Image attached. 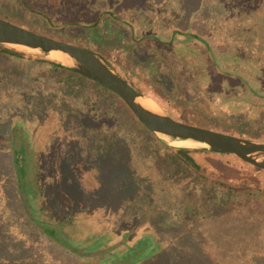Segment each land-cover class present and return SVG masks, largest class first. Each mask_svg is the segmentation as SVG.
I'll return each mask as SVG.
<instances>
[{
  "label": "rangeland",
  "instance_id": "1",
  "mask_svg": "<svg viewBox=\"0 0 264 264\" xmlns=\"http://www.w3.org/2000/svg\"><path fill=\"white\" fill-rule=\"evenodd\" d=\"M68 1L81 14L51 0H0V17L102 51L125 79L177 120L264 141V98L251 111L245 98L252 97L243 94L264 97V85L253 83L264 84V0H104L138 28L137 37L141 25L153 35L160 31L162 51L175 35L171 45L183 58L200 53L204 62L205 53L211 55L209 62L222 73L221 87L237 88L224 102L234 117L231 128L206 92L189 86L183 93L159 71L162 64L149 60L154 53L131 42L124 24L113 20L117 39L98 35L95 29L101 31L110 17L95 25L106 12L99 11L103 0ZM69 22L84 26L54 28ZM238 24L251 30L239 38ZM178 31L206 39L211 54ZM236 38L238 45L243 38L259 42L248 47L263 51L259 79L218 65L214 42L233 54ZM20 51L11 54L0 46V264H264V170L238 158V175L218 153L193 150L207 155L195 160L197 172L108 89ZM248 54L245 61H256V53ZM50 226L57 229L48 232Z\"/></svg>",
  "mask_w": 264,
  "mask_h": 264
},
{
  "label": "water",
  "instance_id": "2",
  "mask_svg": "<svg viewBox=\"0 0 264 264\" xmlns=\"http://www.w3.org/2000/svg\"><path fill=\"white\" fill-rule=\"evenodd\" d=\"M104 14L111 15L117 20H122V18L111 11H106ZM103 15H100L96 21V26ZM69 25L84 26L69 22L64 25L54 26V28L61 30ZM177 33L187 35L204 43L211 54L210 45L203 37L180 31ZM151 38L157 37L147 36L137 39L133 30V39L136 42L146 43ZM0 44L48 58L99 83L119 97L138 121L156 137L176 148L233 154L244 162L264 170V141L252 140L240 135L209 129L173 118L153 98L143 94L127 82L104 55L93 49L41 34L10 22L3 17H0ZM54 52L65 57L66 61L53 57L51 53ZM223 74L226 73L223 72ZM143 98L153 101L157 105V109L153 110L143 105L141 102ZM178 141H189L190 144H177Z\"/></svg>",
  "mask_w": 264,
  "mask_h": 264
},
{
  "label": "flooded vegetation",
  "instance_id": "3",
  "mask_svg": "<svg viewBox=\"0 0 264 264\" xmlns=\"http://www.w3.org/2000/svg\"><path fill=\"white\" fill-rule=\"evenodd\" d=\"M111 23H114V22H111L106 19H103V21L101 22L99 28L102 31L103 36L111 34V36L116 37L119 34V32L118 33L116 32L117 31L116 28ZM124 25L126 27H129L128 24L124 23ZM155 36H157L158 38H161L160 31H158ZM152 40L157 41L155 39H152ZM156 44L157 45H154L152 43H146L145 45H143V47L148 48L156 53V56L158 57V61L162 64L161 70L159 71L167 73L170 79H172V81L176 84L178 88L180 89L184 87L189 88L190 86L193 89V91L195 92L203 91V92H206V94L207 93L210 94L214 90L218 91L216 90L217 89L216 85L211 82V79L213 81L215 76L218 77L222 74H220L217 70L215 72V67H213L210 64L208 59L206 60L207 58L206 53L204 57L205 61L202 62V56L200 53L196 54L198 58L192 57L191 55L190 57L183 58L181 56V50L179 49L176 50L172 48V46L170 45L168 50H166V48L164 47L162 51L161 49L163 45H160L157 42ZM168 46L169 45H166V47ZM204 48L206 49L208 53V48L206 45H204ZM208 57H210L209 54H208ZM197 60L201 61V64L197 63ZM210 60H212L211 57H210ZM149 71H150V74L154 76L156 73V68L151 66L149 68ZM151 75H149L148 77H151ZM200 78L202 79L204 78L203 81ZM209 78H210V81L208 82ZM125 80L129 82L127 79ZM215 80H217L216 83L221 87V84L219 83V77L218 79H215ZM205 82L207 85H204ZM129 83L134 87V85L131 82Z\"/></svg>",
  "mask_w": 264,
  "mask_h": 264
},
{
  "label": "trees",
  "instance_id": "4",
  "mask_svg": "<svg viewBox=\"0 0 264 264\" xmlns=\"http://www.w3.org/2000/svg\"><path fill=\"white\" fill-rule=\"evenodd\" d=\"M103 4H101L100 6V8H104V7H106V8H112V9H114L113 8V6L112 7H110V5H109V3H107L106 4V2L103 0ZM78 5H80V6H83V4L82 3H78ZM86 8V7H85ZM87 9V8H86ZM89 10V9H88ZM101 10V9H100ZM99 10V11H100ZM82 11H79V10H75L73 13L74 14H80ZM73 14V15H74ZM240 25L241 24H238V28H237V32L235 31V34L239 37V38H241V35L244 33V32H247V33H249V31L251 30V27L250 28H247V31H244V29L242 28V27H240ZM95 31H96V33L98 34V35H100V31L99 30H96L95 29ZM53 37V36H52ZM236 41L237 42H235V43H233V45H234V47L237 49V51L235 52V53H233V54H229V53H225V49H224V46H223V44H222V42H220V41H215L214 42V44L213 43H211V44H213L214 45V48H215V50H216V54L217 55H219L218 56V58H217V60H218V64H220L222 67H224V68H226V69H233V70H238V69H240V65L241 64H243V65H245V71H247V72H249V73H251V77L252 78H254V79H256L255 77L257 76L256 74H257V72H256V69L258 70V71H260V63H259V61L261 62V58H260V55L261 54H263V51H261V50H259V51H255V52H250L249 51V49H248V47L249 46H251V45H253V44H259V42H257V41H254V40H251V42H249L246 38H243L242 39V42H240V45H238V39L236 38ZM1 47H3V49H4V51L5 52H8V53H11V54H23V52L22 51H20V50H16V49H14V48H11V47H8V46H4V45H0ZM86 47H88V48H90V49H93L92 47H90V45H85ZM240 47H243V50L241 51L240 50ZM93 50H95V51H97V52H99L100 54H102V55H104L103 53H102V51H99L98 49H93ZM249 53V54H248ZM256 53V61H254V62H244V63H241V57H243L245 54H248V55H254ZM247 55V56H248ZM105 56V55H104ZM241 56V57H240ZM39 59H41V60H44V61H46L45 59H42V58H39ZM243 59H244V57H243ZM246 59H248V57L246 58ZM245 59V60H246ZM54 66H56V67H62V68H64L63 66H60V65H58V64H56V63H54V62H51ZM254 65H256L255 67H254ZM239 67V68H238ZM71 72H73L74 74H76L77 72H75V71H73V70H70ZM77 75H79V76H82L83 77V75H81V74H79V73H77ZM257 80V79H256ZM255 81V80H254ZM257 81H255V83H256ZM255 85H260V88H262L263 87V83H257V84H255ZM232 89V87L231 86H229L228 85V91H230ZM234 89H237V88H234ZM231 92V91H230ZM234 107H236V109L239 107L237 104L236 105H234ZM235 109V110H236ZM247 109H250V107H247ZM228 110H230V107L228 106ZM254 110V108L251 110V111H253ZM130 112H131V110H130ZM230 112V111H229ZM228 111H227V108L225 109V112L223 113V116H225V117H223V120H224V122H225V124L227 125V127L228 128H231L232 127V125H233V123H232V121L231 120H233L234 119V117L233 116H231L232 115V113H229ZM131 114H132V116L136 119V117L134 116V114L131 112ZM231 117H233V119L231 118ZM226 127V128H227ZM225 128V127H224ZM224 130H226L227 131V129H224ZM191 151H193V150H190V149H182V148H178L177 149V153H179V155H180V157L182 158V160L183 161H185L187 164H188V166L190 167V168H192V169H194L195 171H197V172H200L201 171V168H200V166H199V164L195 161V159L192 157V156H190V152ZM242 161V160H241ZM222 186H225V187H227V188H229V190L231 191V190H233V186H231V185H229V184H227V183H225V182H222V184H221ZM30 218V217H29ZM30 220L33 222L34 220H32L31 218H30ZM55 226H53V227H49L48 228V232L50 231H54L55 229H57V228H54ZM58 228H60V224L58 225ZM63 236H65V234H63Z\"/></svg>",
  "mask_w": 264,
  "mask_h": 264
},
{
  "label": "crops",
  "instance_id": "5",
  "mask_svg": "<svg viewBox=\"0 0 264 264\" xmlns=\"http://www.w3.org/2000/svg\"><path fill=\"white\" fill-rule=\"evenodd\" d=\"M53 3H56L57 2V0H51ZM57 3H61L62 4V8L61 9H64V8H66L67 9V11L69 10L70 11V14L71 13H73L76 9H75V7H67V3H71V2H69L68 0H59ZM73 3V2H72ZM73 4H75V3H73ZM107 4V3H106ZM108 10H106V7H104V8H101V10L100 11H103V10H105V11H111V12H113L115 15H117V16H119L118 15V12L115 10V9H112V8H107ZM84 13H86L87 15H91L90 13H92L90 10H88V9H84ZM74 14V13H73ZM81 14V13H80ZM86 14H84L85 16H86ZM105 15V14H104ZM102 16L101 17V20L99 21V22H101L102 21V19L103 18H105V16ZM94 17V16H93ZM100 17V16H99ZM95 19H97L96 17H95ZM106 19V18H105ZM98 20V19H97ZM106 20H109V21H111V22H114V21H119V22H121L122 24H128L129 25V27H126V29L129 31V40L131 41V42H134V43H137V44H142V45H145L146 43H152L151 41H153L152 39H155V40H157V41H153L154 43H158V44H160V45H162L161 44V40H160V38H158L157 36V38H151L150 40H148L146 43H144V42H141V43H139V42H136L134 39H133V30H134V34H135V38H137V39H140V38H143V37H147V36H155V35H153L150 31H151V29H149V28H147V27H144L143 25H141L140 27L142 28V34L140 35V37H137L138 35H136V31L138 30V28L133 24H129V23H127L125 20H117V19H115L113 16H111L110 15V17L109 18H107ZM114 20V21H113ZM113 26H114V24L113 23H111ZM115 27V26H114ZM132 27H133V29H132ZM131 29V30H130ZM117 30V29H116ZM117 33H118V30L116 31ZM148 32H150V33H148ZM100 35H102V31H100ZM111 35V34H110ZM119 35V34H118ZM118 35L116 36V37H113L112 36V38H115V39H117V37H118ZM179 35H184V34H179ZM197 35V34H196ZM184 36H187V35H184ZM200 36V35H199ZM103 37H105V36H103ZM174 38H175V35H173L172 36V38L170 37V39L167 41V42H164L165 43V46L166 45H169V47H170V45L174 42ZM191 38V37H190ZM194 39V38H193ZM196 40V39H195ZM172 46V45H171ZM172 48H173V46H172ZM180 50V49H179ZM152 53H154L153 54V56H155V58H151V57H149V60L150 61H154V60H158V57L156 56V53L155 52H153L152 50H150ZM241 57V56H240ZM209 60L210 61V57H208L207 56V58H206V60ZM213 60V59H212ZM216 60V59H215ZM142 61H145V59L144 60H142ZM214 61V60H213ZM244 62H246L245 61V59H243V57H241V63H244ZM210 64H211V62H210ZM219 65V64H218ZM239 68V67H238ZM240 69H241V71H243V70H246L245 69V65H243V64H241L240 65ZM240 69H238V71H240ZM243 69V70H242ZM218 70H219V68H218ZM215 72H216V70H215ZM220 72V71H219ZM221 73V72H220ZM216 74V73H215ZM222 74V73H221ZM243 74H244V72H243ZM241 80L243 81V80H245V81H247L246 80V76L244 75H242V73H241ZM215 78L216 79H218V77H216L215 76ZM256 79H259V76L257 75L256 77H255ZM210 81V78L208 79V82ZM254 84H257L258 82H256L255 83V81L253 82ZM148 84H151L150 82L148 83ZM229 84H231V85H233V86H237V85H240V84H242L241 82L239 83V82H235V83H233V82H229ZM204 85H207L206 84V82H205V84ZM187 88L188 87H184V88H182V89H184L185 91H183V93H186V91H187ZM222 88H224V90L222 89ZM236 89H234V88H232L230 91H228V89H227V87L225 86V84L220 88V89H218V91H213L212 93H210V94H206V96L207 95H209L210 97H211V100H212V102L214 103V104H217L220 108H221V110L223 111H221L222 112V115H223V113L225 112V109L227 108V106L226 105H224V102L225 101H227L226 100V96H227V94H230V93H232V92H234ZM244 95H247V96H251L252 98L249 100L248 98H245L246 100H247V102H248V107H250V109L252 110L253 108L255 109V108H259V106H260V104L262 103V98H264L261 94L260 95H258L257 97L254 95V93H252V92H250L249 90H247V91H245L244 93H243ZM262 97V98H261ZM209 102H211V101H209ZM212 102H211V104H212ZM223 132H225L226 130H222ZM227 131H229V130H227ZM245 138H247V137H245ZM199 152H197V151H191L189 154H190V156H192L195 160L196 159H198V160H201V159H203V157H207V155L206 154H201V153H199ZM216 157L217 158H220V159H223V160H225V164L227 165V166H229V168H230V170H232V171H234V172H236L238 175H243V172H242V166H241V164H239V160H238V158L235 156V155H233V154H227V153H218L217 155H216ZM245 168H246V166H245ZM241 180H242V178H241ZM4 235V234H3ZM5 237H6V235H5ZM0 244H1V249H2V244H3V241H2V239H1V237H0Z\"/></svg>",
  "mask_w": 264,
  "mask_h": 264
},
{
  "label": "bare ground",
  "instance_id": "6",
  "mask_svg": "<svg viewBox=\"0 0 264 264\" xmlns=\"http://www.w3.org/2000/svg\"><path fill=\"white\" fill-rule=\"evenodd\" d=\"M51 55L53 57H55V58L61 59L63 61H66L65 57H63L62 55H59V54H57L55 52L54 53H51ZM141 102L143 103V105H145L146 107H148L150 109H153V110L154 109L155 110L157 109V105L153 101H151L149 99L143 98ZM177 144L189 145L190 142L189 141H178Z\"/></svg>",
  "mask_w": 264,
  "mask_h": 264
}]
</instances>
